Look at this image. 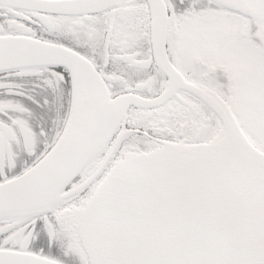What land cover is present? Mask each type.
<instances>
[{"label": "snow or ice", "instance_id": "6c2138e0", "mask_svg": "<svg viewBox=\"0 0 264 264\" xmlns=\"http://www.w3.org/2000/svg\"><path fill=\"white\" fill-rule=\"evenodd\" d=\"M0 264H264V0H0Z\"/></svg>", "mask_w": 264, "mask_h": 264}]
</instances>
